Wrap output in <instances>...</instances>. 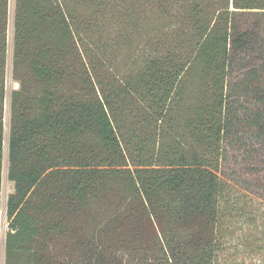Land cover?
Listing matches in <instances>:
<instances>
[{
  "label": "trees",
  "instance_id": "1",
  "mask_svg": "<svg viewBox=\"0 0 264 264\" xmlns=\"http://www.w3.org/2000/svg\"><path fill=\"white\" fill-rule=\"evenodd\" d=\"M8 30L5 264H219L264 202V0H16L10 92Z\"/></svg>",
  "mask_w": 264,
  "mask_h": 264
},
{
  "label": "rangeland",
  "instance_id": "2",
  "mask_svg": "<svg viewBox=\"0 0 264 264\" xmlns=\"http://www.w3.org/2000/svg\"><path fill=\"white\" fill-rule=\"evenodd\" d=\"M15 1L9 0V30H8V67H7V90L18 88L19 84L12 80V54H13V15ZM242 89L238 94L244 97ZM244 99V98H243ZM10 120L9 98L6 103L5 128L8 139ZM7 153L4 159L3 191L1 212V236H0V264H5V237L8 230L6 215L7 196L13 192L14 184L8 179ZM233 195L228 198L224 207L230 215L226 218L224 231L221 234L219 248V264H264V202L240 188L233 189ZM229 200V201H228ZM228 201V202H227ZM124 255L128 264L132 259Z\"/></svg>",
  "mask_w": 264,
  "mask_h": 264
}]
</instances>
